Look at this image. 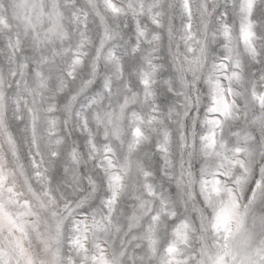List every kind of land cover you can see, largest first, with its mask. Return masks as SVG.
<instances>
[{
  "label": "snow or ice",
  "instance_id": "1",
  "mask_svg": "<svg viewBox=\"0 0 264 264\" xmlns=\"http://www.w3.org/2000/svg\"><path fill=\"white\" fill-rule=\"evenodd\" d=\"M0 264H264V0H0Z\"/></svg>",
  "mask_w": 264,
  "mask_h": 264
}]
</instances>
